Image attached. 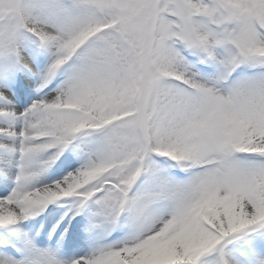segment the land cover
I'll return each instance as SVG.
<instances>
[{"label": "snow or ice", "instance_id": "6c2138e0", "mask_svg": "<svg viewBox=\"0 0 264 264\" xmlns=\"http://www.w3.org/2000/svg\"><path fill=\"white\" fill-rule=\"evenodd\" d=\"M0 264H264V0H0Z\"/></svg>", "mask_w": 264, "mask_h": 264}]
</instances>
